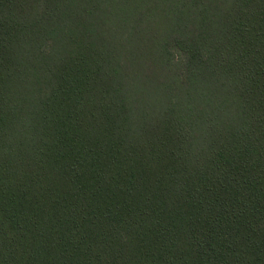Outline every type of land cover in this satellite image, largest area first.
I'll return each instance as SVG.
<instances>
[{
    "label": "trees",
    "instance_id": "1",
    "mask_svg": "<svg viewBox=\"0 0 264 264\" xmlns=\"http://www.w3.org/2000/svg\"><path fill=\"white\" fill-rule=\"evenodd\" d=\"M0 264H264V0H0Z\"/></svg>",
    "mask_w": 264,
    "mask_h": 264
}]
</instances>
